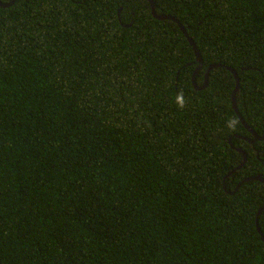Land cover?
I'll return each mask as SVG.
<instances>
[{"label":"trees","instance_id":"16d2710c","mask_svg":"<svg viewBox=\"0 0 264 264\" xmlns=\"http://www.w3.org/2000/svg\"><path fill=\"white\" fill-rule=\"evenodd\" d=\"M153 2L0 7V264H264V0Z\"/></svg>","mask_w":264,"mask_h":264},{"label":"water","instance_id":"95a60500","mask_svg":"<svg viewBox=\"0 0 264 264\" xmlns=\"http://www.w3.org/2000/svg\"><path fill=\"white\" fill-rule=\"evenodd\" d=\"M16 1H17V0H11V1L8 2V3H1V2H0V7H2V8H8V7H11L12 5H14V3H15ZM148 1H149V3H150V6H151L152 14H153V16H154L155 18H157V19H159V20H167V19L169 20V19H171V20H175V21H177V20H176L174 17H172V16L158 15L157 12H156V7H155V4H154L153 0H148ZM178 24H179V26L181 27L182 31L184 32L185 36L188 38L190 44L193 46V49H194L195 54H196V56H197V60H198V62L200 63L199 67L197 68V70L195 71L194 76H193L194 86H195L196 89H199V90L204 89V88L207 86V84H208L209 73L211 72V70H212L213 68L217 67V65H212V66H210V67L208 68L207 73H206V77H205V83H204V85L201 86V87L198 86V85L196 84L195 79H196V75H197L198 71H199V70L202 68V66H203V60H202L201 54H200V52H199V49L197 48V45L195 44L194 40L189 36V34H188L186 28L183 27V26L179 23V21H178ZM231 72L234 74L235 79H236V81H237V87H236V89L234 90V93H233V106H234V109H235L236 113L238 114L239 118L241 119V121L244 122V119H243V117L241 116V114H240V112H239V109H238V107H237V104H236V93H237V91L239 90V87H240L239 77H238V74H237L236 70L231 69ZM246 126H247V125H246ZM247 128H248V130H249L250 132H252V133L254 134V136H255V140H256V139H260V137H259V136H258V135H257L252 129H250L248 126H247ZM242 153L244 154V162L241 164L240 167H242V166L244 165L245 161H246V155H245L244 152H242ZM248 180H260V181H263V182H264V180H263L260 176L252 177V178H250V179H248ZM239 187H240V186H238V188H239ZM238 188H237V189H238ZM263 210H264V207L259 211V215L262 213ZM257 228H258V231L261 232V231H260V228H259V225H258V220H257ZM263 240H264V236H263Z\"/></svg>","mask_w":264,"mask_h":264},{"label":"clouds","instance_id":"9594fccd","mask_svg":"<svg viewBox=\"0 0 264 264\" xmlns=\"http://www.w3.org/2000/svg\"><path fill=\"white\" fill-rule=\"evenodd\" d=\"M187 103H188V101L185 97L184 92L183 91L178 92L175 96V104H176L177 108L180 110H183L187 106ZM236 123H237V121L235 119H230L227 122L226 126L229 129H233V128H235Z\"/></svg>","mask_w":264,"mask_h":264}]
</instances>
